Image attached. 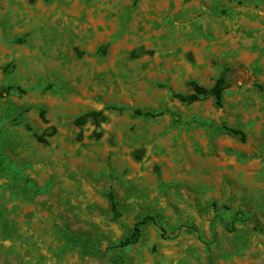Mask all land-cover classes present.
<instances>
[{"label": "rangeland", "instance_id": "374dc122", "mask_svg": "<svg viewBox=\"0 0 264 264\" xmlns=\"http://www.w3.org/2000/svg\"><path fill=\"white\" fill-rule=\"evenodd\" d=\"M210 260L264 264V0H0V264Z\"/></svg>", "mask_w": 264, "mask_h": 264}, {"label": "trees", "instance_id": "16d2710c", "mask_svg": "<svg viewBox=\"0 0 264 264\" xmlns=\"http://www.w3.org/2000/svg\"><path fill=\"white\" fill-rule=\"evenodd\" d=\"M230 71H231L230 68H225L222 71L220 77L216 80L215 84L211 88L204 87L201 84H199L197 81H190L189 86L192 88L194 93L191 95L175 94V97L179 99L181 102L186 104H194L202 100L214 98L217 107L221 108L223 107L224 104V92L231 87V82L228 78V74ZM44 115L45 113L42 112V119L47 123V120L44 118ZM90 119H93L98 124V126H100L102 122L106 121V118L102 112L92 111L85 113L84 115L77 118L75 120V124L77 126H84ZM229 130L235 135H241L243 140L245 139L244 134L240 130L237 129H229ZM56 134H57V129L55 127H50L43 135H39L38 133H35V136L39 142L48 143V137H54ZM97 135L98 137H100L101 133L97 132ZM109 198H110L114 218L118 219L121 216V213L118 209L119 204L115 198V195L112 192L109 193ZM150 222L158 224L157 218L150 215L145 216L140 220H138L134 225L132 234L126 237L121 242H119L118 246L129 247L139 243L143 235L144 227ZM192 229L197 232L195 228ZM161 230H162V237L167 238L168 237L167 230L164 227H161ZM208 264H214V263L210 260Z\"/></svg>", "mask_w": 264, "mask_h": 264}, {"label": "crops", "instance_id": "0c3cea01", "mask_svg": "<svg viewBox=\"0 0 264 264\" xmlns=\"http://www.w3.org/2000/svg\"><path fill=\"white\" fill-rule=\"evenodd\" d=\"M95 1H97V0H95ZM99 6V5H98ZM108 21H110V20H108ZM111 22V21H110Z\"/></svg>", "mask_w": 264, "mask_h": 264}, {"label": "water", "instance_id": "95a60500", "mask_svg": "<svg viewBox=\"0 0 264 264\" xmlns=\"http://www.w3.org/2000/svg\"><path fill=\"white\" fill-rule=\"evenodd\" d=\"M102 53H104V51Z\"/></svg>", "mask_w": 264, "mask_h": 264}]
</instances>
